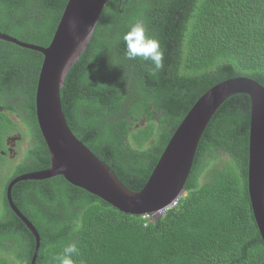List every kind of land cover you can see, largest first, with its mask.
I'll use <instances>...</instances> for the list:
<instances>
[{"label": "trees", "instance_id": "trees-1", "mask_svg": "<svg viewBox=\"0 0 264 264\" xmlns=\"http://www.w3.org/2000/svg\"><path fill=\"white\" fill-rule=\"evenodd\" d=\"M67 2L0 0V30L48 46ZM138 21L163 49L155 76L150 62L125 55L123 35ZM42 62L39 51L0 40V264H30L36 246L7 188L51 166L36 114ZM234 77L264 85V0H108L61 101L75 136L139 191L195 102ZM250 116L247 94L224 101L183 194L157 218L120 211L62 175L14 184V203L40 234L35 264H59L72 243L75 264H264L248 190ZM15 134L26 145L11 156Z\"/></svg>", "mask_w": 264, "mask_h": 264}, {"label": "water", "instance_id": "water-1", "mask_svg": "<svg viewBox=\"0 0 264 264\" xmlns=\"http://www.w3.org/2000/svg\"><path fill=\"white\" fill-rule=\"evenodd\" d=\"M108 0H68L51 43L41 46L21 41L0 30V40L39 51L43 54L37 89L36 114L39 128L51 156V166L13 179L7 198L36 240L30 264L40 251V234L12 199V188L21 180L47 179L62 175L71 184L83 188L120 211L135 215H161L184 192L200 140L213 115L229 97L243 93L251 102L249 127L248 190L253 215L264 241V85L250 77L226 79L206 91L181 121L144 187L133 191L104 161L98 158L72 132L66 120L61 89L72 67L81 58ZM75 19V35L68 30ZM77 37L81 40L78 41Z\"/></svg>", "mask_w": 264, "mask_h": 264}, {"label": "clouds", "instance_id": "clouds-1", "mask_svg": "<svg viewBox=\"0 0 264 264\" xmlns=\"http://www.w3.org/2000/svg\"><path fill=\"white\" fill-rule=\"evenodd\" d=\"M68 30L75 35L77 31L75 19L69 21ZM77 39L78 41L81 40L80 37H77ZM123 41L126 45L125 55L129 60L141 58L146 62H150L147 65L150 75L155 76L158 74L163 67V49L158 39L148 35L147 28L143 22L138 21L134 23L123 35ZM79 252L77 244L72 243L66 246L63 249L62 255L57 256L56 259L59 261V264H75L73 257L78 256Z\"/></svg>", "mask_w": 264, "mask_h": 264}, {"label": "flooded vegetation", "instance_id": "flooded-vegetation-1", "mask_svg": "<svg viewBox=\"0 0 264 264\" xmlns=\"http://www.w3.org/2000/svg\"><path fill=\"white\" fill-rule=\"evenodd\" d=\"M21 139H22V137L19 134H15V135H12V136H8V138H7L8 144L11 145V148H10V151L12 152L11 156H16L15 155L16 154V152H15V146L18 143V141H21Z\"/></svg>", "mask_w": 264, "mask_h": 264}, {"label": "rangeland", "instance_id": "rangeland-1", "mask_svg": "<svg viewBox=\"0 0 264 264\" xmlns=\"http://www.w3.org/2000/svg\"><path fill=\"white\" fill-rule=\"evenodd\" d=\"M24 149H25V142L17 143L16 146H15V152H16L15 155L23 152ZM5 170H8V168L6 167Z\"/></svg>", "mask_w": 264, "mask_h": 264}]
</instances>
